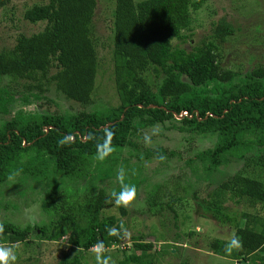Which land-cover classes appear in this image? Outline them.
Returning <instances> with one entry per match:
<instances>
[{"label":"trees","instance_id":"obj_1","mask_svg":"<svg viewBox=\"0 0 264 264\" xmlns=\"http://www.w3.org/2000/svg\"><path fill=\"white\" fill-rule=\"evenodd\" d=\"M13 1L0 0V12ZM97 1L48 0L27 7L23 19L29 24L45 23L43 30L33 35L19 33L15 47L0 52V187L11 180L12 173H17L18 178L13 180L23 185L27 179L40 182L51 164L53 172L62 178L87 175L106 130L115 133L111 140L115 150L104 160L100 179L109 181L117 176L120 163L115 154L126 147L138 152L132 137L142 129L169 125L195 136L215 137L212 148L196 152L187 164L192 172L205 173L197 180L210 191L206 204L200 202L203 210L228 226L242 246L229 249L231 241L215 240L210 248L233 261L264 264V67L248 72L235 83L238 74L221 67L213 42L195 45L191 51L174 44L175 40L183 44L193 38V13L201 9L205 0H116L112 55L119 105L75 114L27 110L32 102L42 100L43 86L72 103L92 102L100 67L95 30ZM213 26V37L222 42L237 31L226 19ZM150 71L155 75V86L146 77ZM19 81L31 84H25L23 91H13ZM61 139L66 140L63 146L59 144ZM252 148L258 153L248 157ZM157 152L162 157L175 155L164 149ZM144 154L149 158L155 152L148 150ZM136 156L135 164L130 158L122 160L128 172L125 183L136 185L137 196L144 187L152 215L169 210L177 222L174 203L182 201V197L173 196L166 206L159 204L156 196L162 185L152 184L149 177L142 175L143 158L131 155ZM230 158L243 161V170L216 176ZM251 167L257 168L253 171ZM131 170H135V176H131ZM186 182V188L196 187ZM51 183L42 203V213L49 222L25 227L3 222L0 243L28 244L33 242L29 239L32 236L46 242L65 240L75 254H64L57 264H88L87 254L94 245L102 243L106 252V248L123 241L124 236H109L106 231L110 227L120 229L121 224L125 228L123 219L104 215L114 205L109 193L119 191L116 179L98 193L87 195L85 205H73L70 193L59 191L54 180ZM18 185H13L14 192L26 193L15 190ZM231 201L251 209H229L226 205ZM158 207L160 211L155 213ZM126 210L119 207L123 217L128 215ZM82 217L85 225L81 224ZM134 242L133 254L124 253V259L113 264L154 263L147 259V251L153 246L138 238ZM23 264L37 263L28 259Z\"/></svg>","mask_w":264,"mask_h":264},{"label":"rangeland","instance_id":"obj_2","mask_svg":"<svg viewBox=\"0 0 264 264\" xmlns=\"http://www.w3.org/2000/svg\"><path fill=\"white\" fill-rule=\"evenodd\" d=\"M47 2L48 0H14L6 7L5 11L0 12V52L14 48L19 33L33 35L43 30L45 23L29 24L23 19V14L27 7H31L35 3ZM97 2L95 30L98 38L97 51L100 67L92 102L88 105L72 103L52 93L47 86H43L42 100L32 102V105L27 108L28 111L34 112L38 109L41 112L75 114L119 105L114 86L112 55L113 11L116 8V0H98ZM221 19H226L237 29L234 36L224 42L213 37V23H218ZM193 31L195 34L188 42L181 44L180 40H175L174 44L191 51L195 45L213 42L220 54L221 67L238 74L235 83L244 78L248 72L264 67V0H205L201 9L193 13ZM154 76L151 71L146 74L152 86H155L156 83ZM25 84L30 85L31 83L19 81L13 85L15 89L13 91H23L21 89ZM9 118L10 116L4 117V119ZM146 136L150 138V143H145ZM132 138L139 146V151L134 152L132 147H126L122 148L121 154H115L116 157H120L116 171L118 172L120 166L123 165V158H130L131 164L137 163V156L131 157L135 153L143 158L140 163L142 175L149 177L152 184L162 185L156 196L159 204L166 206L173 196L182 197V201L174 203V209L178 213L177 222L174 214L169 210L164 211L163 215H152L149 212V205L145 201L144 187L141 188L136 201L127 208L128 215L126 217L121 215L119 207L115 205L107 208L104 215L121 217L128 230V234L124 236L119 245L106 248V252L105 250L103 252L104 255L111 257V264L123 260L124 253L133 254L134 238L141 239L145 244L153 246L152 250L147 251V259L152 260L153 264H182L184 262L191 264H249L220 257L210 248L211 243L215 240L226 243L231 241L233 231L203 210L202 204H206L205 201L208 200L210 191L203 181L197 182V180L205 173L201 171L194 173L187 164L188 159L192 158L196 152L212 148L216 138L195 136L189 132L172 129L169 125L166 127L157 125L142 129ZM159 149H164L167 154L175 152V155L171 158L164 155V159L160 160L157 158ZM148 150L154 151L155 155L146 157L144 153ZM257 153L258 151L252 148L247 152V156L253 157ZM230 159L229 164L221 167L216 176L224 177L227 174L243 170V161H236V158ZM103 164H106L104 160L101 162L95 159L89 168V173L75 179L56 175L53 172V164H51L45 168L47 169L46 177L43 174L44 179L40 182L36 183L34 180L27 179V184L23 185V182H16L18 178L9 180L0 187V223L12 222L25 227L28 224L35 225L42 221L49 222L46 215L42 213V203L52 187L51 181L53 180L57 183L59 191L64 190L70 193L73 205H85L87 195L92 196L98 193L105 184H110L116 179V177L111 181L100 179ZM256 168L249 169L254 171ZM187 180L195 184L196 187L186 188ZM15 183L19 184L15 190H26V193L16 194L13 188ZM195 195L198 196L197 200L194 198ZM226 207L247 212L251 209L247 204H236L234 201L229 202ZM159 211L160 207L156 209L155 213ZM81 221V224L85 225L86 221L83 217ZM35 234H37L36 231ZM177 234L181 236L179 239ZM29 239H32L33 242L5 244L14 246L17 256L15 264L26 263L28 259H32L37 264H57L64 254L71 251L72 254H75V250H71L65 240L46 242L34 236ZM137 254L141 255L142 253L138 252ZM87 259L88 264H97L93 250L91 253L88 252Z\"/></svg>","mask_w":264,"mask_h":264},{"label":"clouds","instance_id":"obj_3","mask_svg":"<svg viewBox=\"0 0 264 264\" xmlns=\"http://www.w3.org/2000/svg\"><path fill=\"white\" fill-rule=\"evenodd\" d=\"M185 114V113H184ZM115 133L111 130L105 131V137L103 143L97 144V154L95 159L97 161H103L108 156L112 154L115 150L111 145V140L114 137ZM151 140L149 137H145V143H150ZM66 143V140L61 139L59 144L63 146ZM160 160H163L164 157L158 156ZM17 173H12L9 176V179H14ZM135 170H131V176H135ZM128 176V172L123 165L120 166L117 172L116 180L119 184V191L113 189L109 193V199L116 207H123L127 209L130 207L137 199V188L135 184L125 183L126 177ZM109 236H126L128 234V230L124 228V225H120V229L115 227L107 228ZM4 233V226L0 223V235ZM242 246V242L238 238H233L228 245V248H239ZM104 246L102 243L94 245L93 251L95 253V258L97 264H111L110 256H103ZM17 259L16 253L14 251V246H7L5 244L0 243V264H15Z\"/></svg>","mask_w":264,"mask_h":264},{"label":"water","instance_id":"obj_4","mask_svg":"<svg viewBox=\"0 0 264 264\" xmlns=\"http://www.w3.org/2000/svg\"><path fill=\"white\" fill-rule=\"evenodd\" d=\"M153 107H155V106H153ZM180 118H182V117H180Z\"/></svg>","mask_w":264,"mask_h":264}]
</instances>
